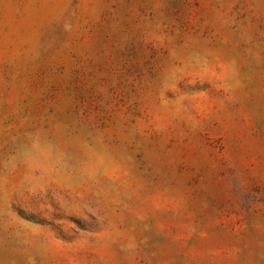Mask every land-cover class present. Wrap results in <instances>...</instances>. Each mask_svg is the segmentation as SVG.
Segmentation results:
<instances>
[{
  "label": "rangeland",
  "instance_id": "obj_1",
  "mask_svg": "<svg viewBox=\"0 0 264 264\" xmlns=\"http://www.w3.org/2000/svg\"><path fill=\"white\" fill-rule=\"evenodd\" d=\"M0 264H264V0H0Z\"/></svg>",
  "mask_w": 264,
  "mask_h": 264
}]
</instances>
